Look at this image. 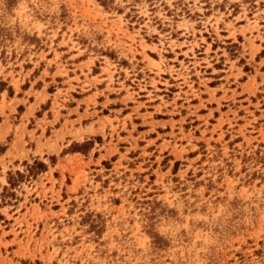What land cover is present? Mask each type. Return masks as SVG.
<instances>
[{"label": "rangeland", "instance_id": "374dc122", "mask_svg": "<svg viewBox=\"0 0 264 264\" xmlns=\"http://www.w3.org/2000/svg\"><path fill=\"white\" fill-rule=\"evenodd\" d=\"M0 156V264H264V0H0Z\"/></svg>", "mask_w": 264, "mask_h": 264}, {"label": "crops", "instance_id": "0c3cea01", "mask_svg": "<svg viewBox=\"0 0 264 264\" xmlns=\"http://www.w3.org/2000/svg\"><path fill=\"white\" fill-rule=\"evenodd\" d=\"M48 86V85H47ZM73 89L72 90H75L76 87H72ZM80 88V87H78ZM105 87H103L104 89ZM28 89V90H27ZM26 91H32L31 92V95L30 96H27L28 98V103L27 105H33V112L32 114L29 116L28 118V122L31 123L30 121V117H33L35 115V113L40 109V107L42 105H46L48 102H49V106H51L53 104V97L54 95L57 93H53V94H50L49 93V89L50 87H27ZM55 91H62V92H66L70 89V87H55L53 88ZM99 89H102V88H97V90ZM91 91H93L91 89ZM26 93V92H24ZM36 93H39V95H36ZM93 93V92H91ZM91 95V94H90ZM25 95L21 96L22 100L25 99ZM61 97L58 98L57 100V103H61ZM47 108V110H44L45 112L43 114L40 115V117L37 118V120H35V122L31 123V128L28 127L25 123V127H26V131L27 133L25 134V136L27 137L29 135V132H32V135L34 136V139L32 140V142H34V146H32V149L31 151L37 149V148H41V150L43 151V153L45 154V148L46 147H50V143H48L46 141V130L50 127V126H53L55 128V126L57 125V120L54 119V113L52 112L51 110V107ZM27 108V107H26ZM61 114V113H60ZM44 115L46 116L45 118V122L46 123H41ZM57 122V123H56ZM57 131V129L55 130ZM24 138V142L26 143V139L27 138ZM39 142L40 145H38L36 142ZM18 149H16L15 151L16 152H22V150H25L24 147H19V144L17 145ZM13 154V157L15 158V154H19V153H14L12 152ZM51 153V152H50ZM1 158V156H0ZM52 171L50 169L46 170V172L44 173L46 176H49V174H51Z\"/></svg>", "mask_w": 264, "mask_h": 264}]
</instances>
